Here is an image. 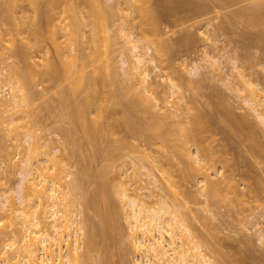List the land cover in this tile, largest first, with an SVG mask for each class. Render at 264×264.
<instances>
[{
	"label": "rangeland",
	"instance_id": "rangeland-1",
	"mask_svg": "<svg viewBox=\"0 0 264 264\" xmlns=\"http://www.w3.org/2000/svg\"><path fill=\"white\" fill-rule=\"evenodd\" d=\"M49 1L0 0V56L4 60L0 66L6 70L2 78L12 74L13 80L26 83L23 91L31 97L28 109L19 111L23 116L18 112L20 117L18 113L15 117L19 119L9 125L13 126L10 134L0 118V191L15 188L19 175L14 164L30 154L26 144L13 146L18 136L33 130L41 138L30 143L35 152H41L42 141H55L53 145L61 152L48 173H56L64 191L70 190L72 182L77 185L66 203L70 209L80 210L77 218L94 234L95 248H87L90 252L82 256L83 264H134L141 253L126 236L124 211L112 182L116 171L122 173L126 184L148 201L145 194L157 182L152 175L132 174L134 168L144 172L145 166L155 163L152 173L161 179L158 182L171 184H167L171 190L159 188L158 192L173 206H181L185 221L202 241L212 264H264V243L255 232L264 227V121L252 110L250 92L238 90L239 71L256 92L261 93L264 87V0H136V4L132 3L135 0H61L71 9L62 10L60 4L56 14L47 17ZM138 2L150 9L148 21L153 17V22L148 24L140 7L141 15L135 6ZM60 20L71 32L66 39L57 30ZM124 26L152 49L158 67L151 70L149 81L162 74L164 83H177L183 118L166 117L161 110L156 126V119L151 121L156 110L148 104L132 106L121 77L124 65L119 34ZM53 30L56 37L52 38ZM70 35L75 38L74 51L80 53L79 58L75 51L79 63L84 62V77L88 76L76 90L72 89L75 79L69 78L76 77L79 71L75 70L81 67L77 65L70 74L66 72L70 76L64 75L59 64L65 56L58 63L60 52H56L73 51ZM105 35L111 41L106 42ZM102 51L107 53L105 57ZM172 100L176 96L170 97L168 107ZM84 103L86 121L99 124L94 140L88 138L76 117L75 108ZM227 110L242 125L227 122ZM126 116L131 127L126 126ZM191 125L195 137L187 136ZM195 149L203 159L200 164L210 161L209 171L218 170L219 188L210 197H204L199 187L203 174L193 173L187 161L186 153ZM108 164L111 169L101 174ZM105 178L112 179L105 193L107 204L99 200L102 190L98 185ZM105 212L111 219L110 229L102 224ZM0 220L6 232L0 234L1 249L11 236L10 227H6L8 213H0ZM68 248L71 250V245ZM81 249L86 250L84 245ZM6 250L11 253L8 247Z\"/></svg>",
	"mask_w": 264,
	"mask_h": 264
},
{
	"label": "bare ground",
	"instance_id": "bare-ground-1",
	"mask_svg": "<svg viewBox=\"0 0 264 264\" xmlns=\"http://www.w3.org/2000/svg\"><path fill=\"white\" fill-rule=\"evenodd\" d=\"M60 1L61 0H50L48 2L49 4L47 3L50 9L48 11L49 14L46 13L45 16H54L56 14L55 9L59 8L60 4L63 5V8H60L64 10V4H62L63 2L60 3ZM136 2V0L135 2L132 1V3L135 4ZM117 4L121 5V3ZM137 4L139 5L140 2H138ZM138 5H135L137 6V9L141 7L145 10L143 16L144 18L147 17L148 19H146V21H148L150 19V15H152L150 14V9H147V6L143 3V6L140 4L141 6L139 5L138 7ZM65 6V9H67L68 7L69 9H71L70 6H68L66 3ZM145 6L147 10L144 8ZM141 8L139 10L142 15L143 10ZM51 12H54V14ZM152 19L153 17L151 18V20ZM151 20L150 22L154 21ZM60 21V25H57V30L61 31V35H63V37L65 38L69 33V30H66V26L68 27V24L65 23L67 25L64 26V23L62 24V20ZM150 22L148 21V24ZM125 23L127 24V22ZM54 31L55 30L51 31V36L53 35L52 38L56 37V33H54ZM69 34H71V32ZM115 35L116 34H114V36ZM111 37L113 38V34H111L110 38ZM119 37L121 39V53L123 55L122 64L124 65L123 75H121V77L123 78L122 80L124 81H122V83L125 93L130 96L128 98L131 100L130 102L132 103V106L137 107L138 105L148 104L150 107L156 110L157 112H154L151 119L152 122L156 119V122H153V124L156 126H158L157 123L160 122L158 120V112H160L161 110L165 111L164 116L166 117L175 116L183 118L184 109L181 104V97L177 94V83L173 81L164 83L162 81L164 79V76H162V74H158V80L154 79V81H149V78L152 75L150 73L151 70H156L158 67L156 64L157 62L155 61L156 59L152 56L151 47L148 44H142L140 42V39L138 37H135L132 30L127 29V27L125 26L120 28ZM110 38L108 35L104 38V40L106 39L107 42V40ZM74 39V36L70 35L69 42L71 43L69 44V46L70 48H73V51L74 45L72 46V41ZM92 40L93 42L95 41V39ZM56 50H58L56 51L58 53H63V56H61L60 53L57 54L59 55V57L57 56V58H59L58 63L60 58L62 59V57L65 56L59 64L60 67H62V73L65 72L64 75H66V72L68 70L69 71L67 73L70 74V69L74 68L75 66L77 67V65L78 68L81 67V75L80 70L77 69V71L75 70V73L79 71L75 74L77 78L68 77L69 80L73 78L75 79V82L73 81L74 88L72 89L76 90L77 86L79 87L80 84L82 85L86 81L85 79L88 80V76L85 75L87 77L85 78L83 74L84 67L82 64L84 62L82 61L81 64L79 63L78 60L80 59H77L78 54L76 56V50V52L74 51L75 53L71 51L72 49ZM104 51H102V55L105 57V54L107 53H105ZM91 58L92 57H89V59H87L90 63L93 61V59L91 60ZM2 60L3 59L1 58L0 62H2ZM64 61H67L66 64L64 63ZM75 61H77L79 64L77 62L75 63ZM69 63L70 65L72 63V66H70ZM61 64H63L64 66H61ZM3 67L2 65L0 66V118L3 119L2 123L3 126H5L6 132L10 134V131L14 126L13 123L14 121H16L15 119H19L18 117H15V115L19 111L24 112L28 109V106H30L31 104V97H28L29 94L27 91H23L27 89V85L23 80L22 81L25 83L24 85H26L24 88V85L20 80H18V78L16 79V81L13 80L14 78H12V74H10V78H2L3 74L6 72ZM239 72L242 78L239 81L238 90L239 88H241L246 89L250 92L252 110L254 111L255 115L260 118V121H264V87L260 89L261 93L256 92L251 85V82L245 79V77L243 79L244 75L241 71ZM69 74H67L66 76H70ZM18 81L19 83H17ZM18 84H22V86ZM160 92H162L163 96L159 94ZM172 96H176V100H172L173 102H170L171 105H169L171 107H168L167 104H169V99ZM187 103L194 106L190 101ZM85 106L86 104L84 103L83 105H79L77 109L75 108L76 117L78 119L80 118L79 120H81L82 124L79 122V120L78 122L83 126L82 128L88 138L94 140L97 135L96 133L98 132L99 124L97 125L96 122H90L87 120L88 123H91L90 125H87L88 123L86 121L87 117ZM192 106L191 108L193 109ZM19 113L21 114V112ZM228 113L230 114L229 110H227L226 114ZM25 116H27V114ZM227 116V122L229 121V123L236 124L234 126L240 124L242 125V122H240L241 120L236 119L233 115L231 116L230 114ZM127 117L128 116L125 117L126 126L131 127L132 125L127 120ZM4 120H6V122H4ZM192 122L193 121H191L190 124H196V121H194V123ZM10 124L13 126H9ZM192 126L193 125L188 128L190 134L187 133V136L192 134L191 137H193V135L195 137L197 135V132H195L196 130H194ZM64 133L66 132L64 131ZM21 136L22 137L18 136L19 138L17 137V135V138L14 136V139H16L13 146L22 148L23 145L25 146L26 144L27 146L24 148H30V154H28V156L26 155L25 157H23V159H20L19 162L14 164V167L17 169L19 175L15 188L12 190L5 189L3 191H0V213H8L9 221L7 222L8 225H6V227L9 226L11 232L10 241L3 244V247L0 249V264H83L82 256L86 255L88 249L91 250L93 246V248H95L96 243L94 241L93 232H89L84 221L80 218H77L80 210L75 209L74 211V208H69L72 206L69 205L68 207L67 205L70 202L69 200H67L68 195L72 194L73 190L75 192L74 187L77 185L73 184L72 182L73 185L71 184L72 187L70 185V190L64 191L62 184L56 178V173H48L49 170L52 171L55 167L54 161L60 155V147L58 145H53V143L55 142L54 140L53 143L42 141L43 148H41V152L40 150L39 152H35L32 151L30 143H36L35 141L38 138V140L41 141V138L38 135H35V132L33 130L26 131ZM40 144L41 143L39 142V145ZM186 156L189 166L192 167L193 173L196 171H201L200 173L203 174V176L201 177L202 183L199 186L201 188L200 190L203 191L202 195L204 197L212 196V194L217 192L219 188L218 184L220 181L217 178L218 170L215 169L213 172L209 171L211 165L210 161L208 164H200V161L203 159L198 156L196 149L194 151H188V153H186ZM154 164L152 166L149 165L150 167L147 165L149 168L144 165L145 167H142L143 169H145L144 172L138 171L139 168H134V173L132 174L133 177L140 176L142 174L146 176L149 175V177H151L150 175H152V178H154L153 180L157 182L153 184V187L155 188L150 187V192L148 194H145V196L149 198L148 201L144 198H141V194L137 193L135 189L126 184L125 180L122 178V173L116 171L114 175V181L112 182V179H110L115 190L116 197L119 201V205L124 211V219L126 222V236L133 246V249L137 251V253H141V257H138L135 260L134 264H212L209 255L204 252L202 241L197 239L192 226L187 221H185L183 212L179 208L181 206H173L164 197L163 194L158 192L159 188L166 191V187H169V189L167 188V190H171V184H168L166 181L165 184L163 180L162 181L164 184L162 183V181L161 183H159V180L161 179L158 180L155 174L152 173V169L155 167ZM110 169V165L108 164L102 169L100 173L105 174ZM69 177L70 173H67L66 178L70 179ZM149 181L150 178L148 182ZM111 182L109 181V179L105 178L98 185L102 190V195L99 197V200L104 204H107L108 201L107 195H105V193L107 192L109 183ZM167 184L170 186H168ZM66 200L69 202L66 203ZM11 214H14L16 218H19L20 223H15ZM102 214V220L104 217L102 224H104L103 227L105 226L104 229H107L112 225L110 223V226H108V220L111 221V219L106 212ZM206 218L207 217H205V219ZM1 223L2 221L0 220V224ZM65 230L68 232H66ZM255 232L257 233L258 239L262 243H264V227L261 226L256 228ZM2 233L6 232L4 230V227L0 226V234ZM69 245H71V250L68 248ZM83 245L86 248L85 251L81 249ZM7 247L11 249V253H8V251L6 250ZM108 262L109 260L107 261V263Z\"/></svg>",
	"mask_w": 264,
	"mask_h": 264
}]
</instances>
